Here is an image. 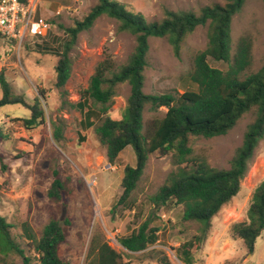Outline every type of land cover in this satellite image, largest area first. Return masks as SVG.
Returning <instances> with one entry per match:
<instances>
[{
  "label": "rangeland",
  "instance_id": "obj_1",
  "mask_svg": "<svg viewBox=\"0 0 264 264\" xmlns=\"http://www.w3.org/2000/svg\"><path fill=\"white\" fill-rule=\"evenodd\" d=\"M115 1L140 13L148 23L162 21L165 10L198 14L203 7L223 4V0ZM96 4L97 0H47L51 13L46 11L44 16L52 30L49 40H54V47L49 49L43 38L26 36L19 48L10 40L0 39V71H3L12 92L23 96L28 103H32L38 93L44 94L45 98H40V102L46 122L33 130H26L22 120L30 117L29 111L17 105L0 109V129L5 135L0 143L3 157L0 164V217L10 225L12 240L24 252V257H20L14 252L0 250V264H26L27 258L28 264H37L34 243L26 237L24 227L27 225L32 238L38 241L52 219L57 220L65 231L59 256L69 264H86L92 239L107 243L124 264H186L182 261L180 246L200 234L202 222L182 221L181 206L168 203L157 209L151 201L172 175L178 172L181 176L190 175L193 166L175 164L172 155H150L129 199L133 209L115 207L122 193L123 169L135 166L133 150L127 147L110 166L105 146L95 133L97 119H92L95 125L91 128L81 126L84 112L81 114L73 107L79 101V92L87 87L97 64L102 61L104 51L111 55L117 66L123 65L135 47L134 37L118 33L116 22L101 16L91 29L77 36L69 51L70 78L63 88L55 87L57 54L63 51L69 40L66 30L82 21ZM56 11L60 14L57 15ZM241 38H248L252 43V64L247 74L254 73L264 60L262 1L246 0L241 13L234 17L232 54ZM206 43L207 26L198 27L184 39L180 57L176 58L167 38H150L143 92L182 94L189 88L187 81L193 71L195 56L205 49ZM209 64L226 70L222 63L209 60ZM129 92L127 84L117 86L108 111L112 120L121 119ZM164 113L165 109L154 113L145 107L144 126L163 117ZM253 118V112L246 114L225 136L191 137L192 158L215 170L229 169ZM53 124L61 129L59 142L54 139ZM78 135L84 137L83 142L78 141ZM56 178L64 186V198L60 202L48 196ZM263 181L264 138L254 152L239 193L212 219L200 248L191 250V264H264V232L256 240L252 255L247 253L242 240L231 234L234 223L246 220L252 193ZM152 215L150 225L160 229L157 243L142 252L125 250L118 240L128 236Z\"/></svg>",
  "mask_w": 264,
  "mask_h": 264
},
{
  "label": "trees",
  "instance_id": "obj_2",
  "mask_svg": "<svg viewBox=\"0 0 264 264\" xmlns=\"http://www.w3.org/2000/svg\"><path fill=\"white\" fill-rule=\"evenodd\" d=\"M260 1L264 3V0ZM245 3L246 0H223V4L203 7L198 14L165 10L162 21L148 23L140 13L129 10L115 0H97V4L82 21H77L74 27L66 30L69 40L64 44L63 51L57 54L55 87L61 89L71 74L70 49L77 36L91 29L98 18L106 16L114 20L118 33H128L134 37L135 47L123 65L117 66L111 55L104 51L102 61L97 64L87 87L79 92V101L73 107L81 114L84 112L81 126L91 128L95 125L92 119H97L95 133L105 146L110 166L115 164L127 147L133 150L135 166H125L123 169L122 193L115 207L133 209L129 199L150 155H172L175 164L193 166L190 175L181 176L179 172L172 175L168 183L151 198L153 207L157 209L168 203L181 206V220L184 222H202L200 234L193 241L180 246L182 261L186 264H191V250L199 249L205 240L212 219L239 193L254 152L264 138V60L258 71L247 74L252 64V43L248 38H241L232 54V22L241 13ZM204 26H207V43L205 49L195 56L193 71L187 81L189 88L182 94H145L144 71L149 39L167 38L174 56L179 58L184 39L198 27ZM209 60L226 65V70L210 66ZM121 84H127L130 92L121 119L112 120L108 111L113 104L117 86ZM0 91V109L17 105L29 111L30 117L22 120L26 130L46 123L40 102V98H45L42 92L32 103H28L23 96L12 92L3 71H0ZM147 106L151 112L165 109V113L163 117L155 118L144 126L143 113ZM250 112H253V121L247 126L242 144L233 156L229 169L215 170L192 158L189 146L191 137L210 139L225 136ZM53 125L54 139L59 142L62 138L61 129ZM4 138L0 129V143ZM78 141L83 142L84 137L78 135ZM2 162L3 157L0 155V164ZM63 194V184L57 178L54 179L48 196L60 202L64 198ZM153 218L152 215L128 236L120 238L118 243L129 252H142L155 245L160 229L150 225ZM10 228L0 217V250L24 257L23 250L10 236ZM24 228L26 237L34 243L37 264H69L59 256V247L65 241V231L57 220H50L38 241L32 238L27 225ZM263 232L264 181L252 193L246 220L231 226L233 238L242 240L249 255L253 254L256 240ZM28 262L29 259H25V263ZM86 264L124 263L107 243L92 239Z\"/></svg>",
  "mask_w": 264,
  "mask_h": 264
},
{
  "label": "built area",
  "instance_id": "obj_3",
  "mask_svg": "<svg viewBox=\"0 0 264 264\" xmlns=\"http://www.w3.org/2000/svg\"><path fill=\"white\" fill-rule=\"evenodd\" d=\"M39 1L0 0V37L14 42L17 48L26 36L44 38L50 24L45 19L36 18Z\"/></svg>",
  "mask_w": 264,
  "mask_h": 264
},
{
  "label": "crops",
  "instance_id": "obj_4",
  "mask_svg": "<svg viewBox=\"0 0 264 264\" xmlns=\"http://www.w3.org/2000/svg\"><path fill=\"white\" fill-rule=\"evenodd\" d=\"M39 3L40 4H38V9H37V11H36V18H42V19H45V20H47L46 18H45V16H46V11L47 12H50L51 13V11H49V7H50V5H47V0H42V3L39 1ZM48 6L47 7V9L45 8V6ZM58 11V10H57ZM57 11H56V13H57ZM38 13V14H37ZM55 13V14H56ZM45 15V16H44ZM52 30L50 29L49 31H48V33H47V35H46V37L45 38H43V40H45V42H48L47 44V48L49 49V48H51V47H54V40H52V42L49 40V38L51 37V35H52V32H51Z\"/></svg>",
  "mask_w": 264,
  "mask_h": 264
}]
</instances>
